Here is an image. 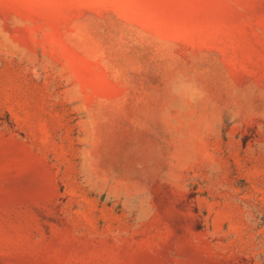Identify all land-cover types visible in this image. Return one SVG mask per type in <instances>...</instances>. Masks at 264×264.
Returning <instances> with one entry per match:
<instances>
[{
    "label": "rangeland",
    "instance_id": "obj_1",
    "mask_svg": "<svg viewBox=\"0 0 264 264\" xmlns=\"http://www.w3.org/2000/svg\"><path fill=\"white\" fill-rule=\"evenodd\" d=\"M0 264H264V0H0Z\"/></svg>",
    "mask_w": 264,
    "mask_h": 264
}]
</instances>
